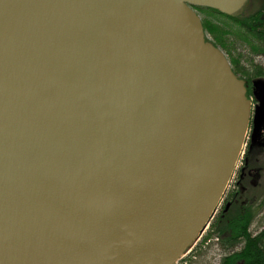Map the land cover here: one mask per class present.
Masks as SVG:
<instances>
[{
    "label": "water",
    "instance_id": "obj_1",
    "mask_svg": "<svg viewBox=\"0 0 264 264\" xmlns=\"http://www.w3.org/2000/svg\"><path fill=\"white\" fill-rule=\"evenodd\" d=\"M0 0V264H177L264 123L195 7Z\"/></svg>",
    "mask_w": 264,
    "mask_h": 264
},
{
    "label": "rangeland",
    "instance_id": "obj_2",
    "mask_svg": "<svg viewBox=\"0 0 264 264\" xmlns=\"http://www.w3.org/2000/svg\"><path fill=\"white\" fill-rule=\"evenodd\" d=\"M198 12L202 17L203 22L205 21V23L215 26V33L216 35L219 34L218 37H216L213 33H208V36L226 53L233 69L237 70L235 71L240 75V77L245 78L249 82H251V80L255 77H264V47H262V43L255 42L254 40L256 44L253 45L250 42L241 41L243 36L240 35L245 32L247 28L250 30L260 29L258 26L253 25L262 19V15H256L251 18L244 19L242 16H239L241 15L240 13L237 16H232L234 18H228L207 9H199ZM248 25H251L249 26L250 28L246 27ZM248 93L252 102H254V108L256 99L253 96L252 88ZM249 136L250 133L246 141V148L249 143ZM246 148L239 159L232 181L226 192V196L229 192H232L231 194H235L236 190H239L235 182L238 180L240 169L243 166V161L246 156ZM252 166L255 168H261V177L256 179L255 185L247 184L248 188H250L242 195V197L247 200H252L255 206H260L259 211L250 227L251 232L255 235L264 228V156L259 157V159L253 163ZM227 202L228 200H226V204ZM222 203L219 206L215 217L211 221V223L214 222L210 231L211 235L205 238L207 232L211 228L210 223L192 250L181 258L177 264H220L224 256L239 250L240 246L234 250L226 251L222 248L221 243L216 237L215 226L218 221H220L221 214L224 211V203L223 205ZM228 206L229 205H227V207Z\"/></svg>",
    "mask_w": 264,
    "mask_h": 264
},
{
    "label": "trees",
    "instance_id": "obj_3",
    "mask_svg": "<svg viewBox=\"0 0 264 264\" xmlns=\"http://www.w3.org/2000/svg\"><path fill=\"white\" fill-rule=\"evenodd\" d=\"M201 9H207L228 18H234L211 8ZM204 25L208 33H213L218 37L219 34L216 35L215 33V26H211L212 24L209 25L205 23V21ZM249 26L251 25L246 27ZM240 35L243 36L241 41H247L253 45L256 44L255 42H260L262 43V47H264V26L257 30H250L247 28L245 32ZM231 193L232 192H229L226 196L228 202L221 214L220 221H218L215 226V231L216 237L221 243L222 248L226 251H231L240 247L238 251L224 256L220 264H264V228L255 235L250 230L251 224L260 206H255L252 200H247L242 197L239 190H236L235 194ZM227 205L229 206L227 207ZM213 224L214 222L211 223V228L207 232L205 238L211 235L210 231Z\"/></svg>",
    "mask_w": 264,
    "mask_h": 264
},
{
    "label": "flooded vegetation",
    "instance_id": "obj_4",
    "mask_svg": "<svg viewBox=\"0 0 264 264\" xmlns=\"http://www.w3.org/2000/svg\"><path fill=\"white\" fill-rule=\"evenodd\" d=\"M239 15L244 19L251 18L252 16L262 15V19L255 23L253 26H258L260 29L263 28L264 23V0H248L246 6L241 11ZM258 77H255L249 82L246 80V86L248 91L253 88V80ZM250 136L249 143L246 148V156L243 161V166L240 169L239 178L235 182L239 188V192L243 195L248 191V185H255L256 179L261 177V168H255L253 163H255L259 157L264 156V123L261 125L259 132L256 135H253V123L250 126ZM224 206L226 208V193L223 199ZM222 203V205H223Z\"/></svg>",
    "mask_w": 264,
    "mask_h": 264
}]
</instances>
